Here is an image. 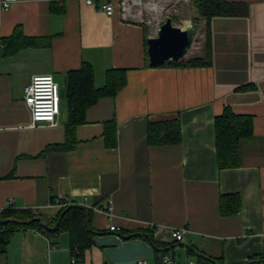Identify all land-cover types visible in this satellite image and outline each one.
Wrapping results in <instances>:
<instances>
[{
	"label": "crops",
	"instance_id": "obj_1",
	"mask_svg": "<svg viewBox=\"0 0 264 264\" xmlns=\"http://www.w3.org/2000/svg\"><path fill=\"white\" fill-rule=\"evenodd\" d=\"M225 1L247 4V13L211 17V63L197 67L150 66L146 39L161 23L141 7L124 18L120 0H17L2 11L0 208L10 201L46 219L65 201L89 209L92 243L78 264H157L162 252L175 264L197 263L200 257L181 244L218 264H264V0ZM106 3L114 6L111 16L101 9ZM200 21L201 54L181 60L205 54ZM16 27L29 43L17 40L6 51L3 41ZM84 62L96 88L112 68L126 71V84L87 110L74 149L52 148L64 142L65 99L56 125L31 126L24 88L33 76L50 75L64 93L68 72ZM226 105L251 116L252 133L239 141L238 166L218 169L214 118ZM176 117L179 143H148L149 123ZM111 120L115 146L103 137ZM230 194L239 196L240 211L222 215L220 198ZM176 229L185 230L181 241L171 237ZM0 257V264H70L69 236L18 231Z\"/></svg>",
	"mask_w": 264,
	"mask_h": 264
},
{
	"label": "trees",
	"instance_id": "obj_2",
	"mask_svg": "<svg viewBox=\"0 0 264 264\" xmlns=\"http://www.w3.org/2000/svg\"><path fill=\"white\" fill-rule=\"evenodd\" d=\"M197 18L193 23L198 25L199 18H204L206 23V47L203 57H194L189 60L177 62L168 61L164 65L197 67L208 66L211 63L209 42V20L211 17H237L246 15L248 6L241 2H227L225 0H193ZM173 20V19H172ZM175 21V20H173ZM17 40H21L19 43ZM28 38L24 37L21 29L16 27L8 39L4 40L6 51H11L15 44L26 45ZM163 65V66H164ZM126 84V71L124 69H109L105 73V84L101 88L94 85V74L92 66L82 63L81 66L68 72L65 84L64 99L66 102V119L64 122V142L56 144L52 148L72 150L76 146L75 128L85 123L87 110L94 105L99 98L114 97ZM248 86H242L244 90ZM216 163L218 169L234 168L238 166L239 141L252 133V118L250 115H240L232 111L229 106H224L220 115L214 118ZM103 137L105 143L110 146L116 145V125L114 120L104 125ZM147 140L149 144H177L180 142L179 118L149 123L147 126ZM51 201L52 198H51ZM220 212L222 215H233L240 211V198L236 194L224 195L220 198ZM61 215L58 224L56 222ZM91 211L82 205L71 203L63 205L57 214L46 219L36 212L24 209H5L0 215V255L6 250L11 237L18 231L34 229L45 236L55 237L60 232H67L69 236L70 256H75L77 263L81 262L84 251L90 247L92 240V229L89 225ZM36 218L30 223L26 220ZM40 219L45 221L43 224ZM56 225L54 230L48 228ZM120 232V231H119ZM150 240L155 250L160 245ZM191 253L190 251H188ZM169 254L168 252L159 253ZM220 259V258H218ZM198 264H214L197 258ZM218 263V262H216Z\"/></svg>",
	"mask_w": 264,
	"mask_h": 264
},
{
	"label": "built area",
	"instance_id": "obj_3",
	"mask_svg": "<svg viewBox=\"0 0 264 264\" xmlns=\"http://www.w3.org/2000/svg\"><path fill=\"white\" fill-rule=\"evenodd\" d=\"M17 0H0V14L2 11L9 9ZM85 4L92 5L93 0H84ZM134 6H139L142 9L150 12L149 2L141 3V0H120V7L122 16L124 18L132 17V14L139 13L140 10H135ZM102 11L111 16L114 12V6L110 3L103 4L101 6ZM60 90L58 84L53 80L52 76H33L30 82L24 88V102L29 108L31 116V126H35L38 123H46L49 125H56L58 122V116L60 114ZM69 202L61 203L63 205H69ZM12 203L9 201L7 206L0 208V215L3 210L11 209ZM106 212H110V206L105 204ZM110 231H120L119 227L110 226ZM185 233L184 229H176L171 232V237L176 241H181ZM77 259L75 256H70V264H76ZM107 264V263H102ZM135 264H146L145 259H138ZM157 264H175V258L171 254H162L159 257ZM183 264H197L195 261H186Z\"/></svg>",
	"mask_w": 264,
	"mask_h": 264
},
{
	"label": "water",
	"instance_id": "obj_4",
	"mask_svg": "<svg viewBox=\"0 0 264 264\" xmlns=\"http://www.w3.org/2000/svg\"><path fill=\"white\" fill-rule=\"evenodd\" d=\"M194 33L195 27L192 21L183 20L179 24H174L170 17H165L164 21L157 29L156 35L148 36L146 39V54L149 65L152 67H158L164 65V63L168 61L177 62L181 60L192 44ZM60 97L64 98L63 92H61ZM60 217L61 215L59 216L56 225L58 224ZM35 219L36 218H32L23 223H30ZM40 221L45 224L43 219H40ZM56 225L48 229L54 230ZM138 235L147 236L144 232H140ZM181 245L190 249L197 257L218 264L216 261L198 252L187 244Z\"/></svg>",
	"mask_w": 264,
	"mask_h": 264
},
{
	"label": "rangeland",
	"instance_id": "obj_5",
	"mask_svg": "<svg viewBox=\"0 0 264 264\" xmlns=\"http://www.w3.org/2000/svg\"><path fill=\"white\" fill-rule=\"evenodd\" d=\"M138 1V0H136ZM193 0H141V3L149 2L150 12L149 17H151L152 22L162 23L165 17H170L174 24H179L183 20H190L197 18V12L193 5ZM135 10H140L139 6H134ZM147 8L144 10L146 11ZM147 13L144 12V17L146 18ZM194 24V23H193ZM202 24V25H201ZM203 22L200 21L198 25L195 26V33L193 36L192 44L187 52L189 58L200 55V48L204 44V27ZM185 57V58H188ZM1 260V257H0Z\"/></svg>",
	"mask_w": 264,
	"mask_h": 264
}]
</instances>
